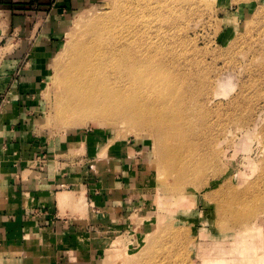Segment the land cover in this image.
<instances>
[{"label": "rangeland", "instance_id": "374dc122", "mask_svg": "<svg viewBox=\"0 0 264 264\" xmlns=\"http://www.w3.org/2000/svg\"><path fill=\"white\" fill-rule=\"evenodd\" d=\"M62 2L70 4L63 12L66 28L50 56L35 65L25 107L38 144L50 149L49 158L68 162L63 170L77 166L82 174L125 178L128 202L100 230L96 264H199L205 253L223 254L224 264H264V0H187L173 10L161 0H148L143 10L137 7L141 0H134L135 28L185 83L180 119L198 132L204 165L194 175L196 185H183V192L174 189L173 176L162 165L155 130L119 118L68 124L56 116L60 64L67 54L62 47L81 33L77 16L88 22L117 0ZM246 2L251 4L247 13L234 15L228 8ZM51 3L56 0H0V20L6 16L9 28L0 42V76L20 77L26 70L40 48L38 33L47 28ZM55 6L51 15L64 9ZM219 84L225 94L215 95ZM184 194L188 206L178 204L181 200L163 203ZM230 199L240 218L226 205Z\"/></svg>", "mask_w": 264, "mask_h": 264}, {"label": "crops", "instance_id": "0c3cea01", "mask_svg": "<svg viewBox=\"0 0 264 264\" xmlns=\"http://www.w3.org/2000/svg\"><path fill=\"white\" fill-rule=\"evenodd\" d=\"M250 5L228 8L235 15L249 12ZM52 6L64 9L51 15ZM69 6L56 0L48 7L49 23L38 33L40 48L30 55L22 75L0 76V264H96L100 230L128 202L123 176L82 174L77 166L72 172L63 170L68 162L49 158L52 152L38 144L28 123L25 105L36 81L35 65L50 56L61 37ZM6 20H0V42L9 32ZM43 154L42 160L38 156ZM62 194L66 199L59 201Z\"/></svg>", "mask_w": 264, "mask_h": 264}, {"label": "bare ground", "instance_id": "6f19581e", "mask_svg": "<svg viewBox=\"0 0 264 264\" xmlns=\"http://www.w3.org/2000/svg\"><path fill=\"white\" fill-rule=\"evenodd\" d=\"M147 1L141 0L137 7L144 10ZM161 1L173 10L177 8L176 2L187 0ZM134 8V0H117L108 12L95 15L88 22L84 16H77L75 25L81 33L78 38L72 35L68 46L62 47V52L67 54L60 64L56 116L68 124L87 118L113 119L115 123L119 118L131 126L155 130L162 165L173 176L177 185L174 189L183 192V185H196L194 175L204 165L197 151L198 132L194 133V127L180 119L178 105L185 95L182 90L185 83L181 84L177 80L179 75L173 74L163 59L148 49L135 28L138 18ZM219 86L215 95L225 94L221 90L224 86ZM188 107L192 111L190 102ZM206 184L207 180L199 186ZM58 198L65 200L66 195ZM177 198L163 203L177 204L181 200L178 204L190 205L187 194ZM231 200L226 202L229 208ZM230 211L232 216L241 217L240 211L233 208ZM224 259L223 254L216 257L205 253L199 264H224Z\"/></svg>", "mask_w": 264, "mask_h": 264}, {"label": "built area", "instance_id": "2783aa9c", "mask_svg": "<svg viewBox=\"0 0 264 264\" xmlns=\"http://www.w3.org/2000/svg\"><path fill=\"white\" fill-rule=\"evenodd\" d=\"M38 157H40V159H45V155L43 154V155H41V156H38Z\"/></svg>", "mask_w": 264, "mask_h": 264}]
</instances>
